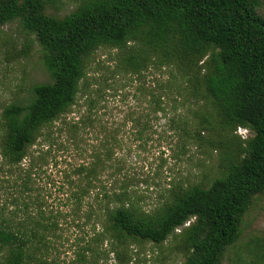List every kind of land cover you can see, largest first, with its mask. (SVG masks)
I'll list each match as a JSON object with an SVG mask.
<instances>
[{"label":"trees","instance_id":"1","mask_svg":"<svg viewBox=\"0 0 264 264\" xmlns=\"http://www.w3.org/2000/svg\"><path fill=\"white\" fill-rule=\"evenodd\" d=\"M57 2L0 0V41L3 28L18 21L35 36L51 77V82L33 86L25 104L12 103L1 113L0 151L6 164L17 169L18 187L15 209L0 212V264H60L61 218L44 210L35 181L37 163L20 167L43 130L75 106L90 59L102 48L115 50L113 73L137 76L151 67L164 69L167 80L158 81L162 94L177 83L174 93L205 102L224 131L245 128L253 136L241 139L238 148L232 140L223 143L221 175L208 186H174L168 199L151 211L138 205L123 179L108 187L96 184L113 155L102 144L92 162L73 170L72 214L82 211L83 199L90 197L84 219L102 227L103 241L162 245L179 232L177 248L185 255L184 264H222L226 250L241 237L253 200L264 193L261 1L82 0L64 16L48 13ZM162 94L155 96L157 113L164 110ZM90 123L87 118L71 125L74 142L78 130ZM250 254L259 261L256 251Z\"/></svg>","mask_w":264,"mask_h":264},{"label":"rangeland","instance_id":"2","mask_svg":"<svg viewBox=\"0 0 264 264\" xmlns=\"http://www.w3.org/2000/svg\"><path fill=\"white\" fill-rule=\"evenodd\" d=\"M81 1L58 0L48 13L64 16ZM260 1L258 13L264 16V0ZM3 29L0 141L4 133V107L25 104L32 97L34 85L51 82L35 36L18 21ZM114 60L115 50L110 48H102L91 57L75 106L43 130L20 168L37 163L35 181L44 210L47 215L61 218L58 233L62 238L57 241L56 253L60 264H184L185 255L177 248L179 232L162 245L134 239H127L121 246L103 241L102 227L95 226L93 219H84L90 197L83 199L82 211L72 214L75 201H71L70 193L76 191L77 184L73 170L92 162L94 152L104 144L113 155L96 184L108 187L123 179L138 205L151 211L168 199L174 186H208L221 175L226 151L223 143L232 140L238 148L240 140L251 138L253 133L245 128L234 133L224 131L205 102H194L183 93H174L177 83L171 85L168 95L162 94L158 81L167 80L164 69L151 67L137 76L113 73ZM159 93L163 95L164 110L157 113L155 96ZM87 118L90 125L78 130L79 138L74 142L71 125ZM115 174L117 178L111 181L109 177ZM68 176L74 180L71 185ZM16 177L17 169L6 164L0 151V212L4 214L15 209ZM97 237L100 239L95 242ZM251 249L260 255L259 261L250 254ZM257 263L264 264V193L253 200L244 217L240 239L226 250L222 259V264Z\"/></svg>","mask_w":264,"mask_h":264}]
</instances>
